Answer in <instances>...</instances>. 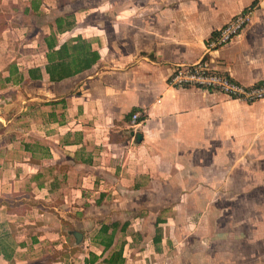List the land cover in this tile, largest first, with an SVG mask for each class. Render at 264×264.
Instances as JSON below:
<instances>
[{"label": "crops", "instance_id": "0c3cea01", "mask_svg": "<svg viewBox=\"0 0 264 264\" xmlns=\"http://www.w3.org/2000/svg\"><path fill=\"white\" fill-rule=\"evenodd\" d=\"M58 1L0 0L10 15L0 34V264H105L128 231V221L115 228L105 251L101 228L120 222L96 223L105 203L130 210L142 199L196 203L197 238L211 234L197 264H264V113L169 82L176 64L200 59L242 85L264 81V0H61L66 11L54 15ZM247 10L241 33L208 52L211 36ZM79 38L97 62L51 82L48 44ZM30 69L42 79L28 80ZM152 242L160 247L159 231Z\"/></svg>", "mask_w": 264, "mask_h": 264}, {"label": "rangeland", "instance_id": "374dc122", "mask_svg": "<svg viewBox=\"0 0 264 264\" xmlns=\"http://www.w3.org/2000/svg\"><path fill=\"white\" fill-rule=\"evenodd\" d=\"M60 1H58L54 7V15L62 14L66 11L64 8L65 4ZM73 9L74 8H70L68 12H72ZM15 16H17L16 13ZM17 48L18 47H14V51H16L15 49ZM18 78L19 76L16 75L13 77L14 81ZM228 98L229 97H227V99ZM240 103H244V101H240ZM244 104L248 103L245 102ZM251 104L256 106L248 109L238 108L234 112L251 114L264 113V99L252 102ZM174 194L175 193H173V195ZM173 198H176V195H174ZM131 204L136 207L139 206L137 207L139 209L135 210V208H133L134 206H132V209L126 210L128 208H125V206L120 208V203H105L107 206V213L103 220L96 222L100 225L104 222L111 223L112 220H119L118 226H121L122 223L128 221L125 224V228L128 229V231L124 233L125 230H121L116 234L115 245L111 252L108 253V257L113 252L122 249L125 264H188V259L192 260L191 264H197L198 244L201 242L202 235H206L209 238L211 234H202V232H200L201 239L197 238L198 214L195 202L171 200L147 203V201L142 199L141 202H133ZM113 205L114 208H112ZM109 211H114L115 216H109ZM157 217L161 219L160 227L155 226ZM99 225L97 226L94 224V228L90 227L84 230L86 236L90 239L95 238V232L98 231L97 228ZM157 231L162 234V243L159 245V248L152 242ZM123 245L124 249L121 248ZM206 250L211 256L215 258H226L228 262L230 258L234 256L245 257L243 250L239 249L233 250L230 254L225 255H220L219 252L221 253V251H215L213 249ZM224 252L227 253L229 251L225 250ZM42 253H45V249L41 250V254ZM253 255L255 256V253H253ZM222 263L225 264V261L222 260L219 264Z\"/></svg>", "mask_w": 264, "mask_h": 264}, {"label": "built area", "instance_id": "2783aa9c", "mask_svg": "<svg viewBox=\"0 0 264 264\" xmlns=\"http://www.w3.org/2000/svg\"><path fill=\"white\" fill-rule=\"evenodd\" d=\"M252 11L247 10L235 16L218 30L207 42V50H216L236 38L250 23ZM170 85L178 88L196 87L206 91L218 92L231 99L252 103L264 99V81L250 86L242 85L231 77L217 71L209 61L200 59L194 63H179L173 68ZM142 114H132V124L137 125Z\"/></svg>", "mask_w": 264, "mask_h": 264}, {"label": "trees", "instance_id": "16d2710c", "mask_svg": "<svg viewBox=\"0 0 264 264\" xmlns=\"http://www.w3.org/2000/svg\"><path fill=\"white\" fill-rule=\"evenodd\" d=\"M10 15L0 11V34L8 27ZM59 22V21H58ZM50 53L48 54V65L46 66V73L51 82H60L66 78L78 75L90 69L98 60L99 55L90 49L88 44L81 38L77 39L75 43H64L55 51L54 44H48ZM42 74L39 69H30L28 71V80H41ZM118 226L114 223L112 226V233L109 235L111 227L104 226L101 228L100 236L102 243L107 251L113 244L114 230ZM156 242L160 241L159 236L155 238ZM8 259L7 253L3 254ZM105 264H124L122 249L113 252Z\"/></svg>", "mask_w": 264, "mask_h": 264}, {"label": "water", "instance_id": "95a60500", "mask_svg": "<svg viewBox=\"0 0 264 264\" xmlns=\"http://www.w3.org/2000/svg\"><path fill=\"white\" fill-rule=\"evenodd\" d=\"M75 237H76L78 242H81V240H82V234L81 233H78V232L75 233Z\"/></svg>", "mask_w": 264, "mask_h": 264}]
</instances>
